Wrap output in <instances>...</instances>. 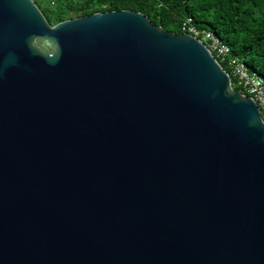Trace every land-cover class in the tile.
Masks as SVG:
<instances>
[{
	"label": "water",
	"instance_id": "1",
	"mask_svg": "<svg viewBox=\"0 0 264 264\" xmlns=\"http://www.w3.org/2000/svg\"><path fill=\"white\" fill-rule=\"evenodd\" d=\"M0 69V264H264V121L198 38L0 0Z\"/></svg>",
	"mask_w": 264,
	"mask_h": 264
},
{
	"label": "trees",
	"instance_id": "2",
	"mask_svg": "<svg viewBox=\"0 0 264 264\" xmlns=\"http://www.w3.org/2000/svg\"><path fill=\"white\" fill-rule=\"evenodd\" d=\"M49 25L97 11L129 9L174 33L187 17L211 31L264 83V0H33ZM221 66L228 70L226 65ZM235 89H240L233 86ZM264 116V114H262ZM264 121V117H262Z\"/></svg>",
	"mask_w": 264,
	"mask_h": 264
},
{
	"label": "built area",
	"instance_id": "3",
	"mask_svg": "<svg viewBox=\"0 0 264 264\" xmlns=\"http://www.w3.org/2000/svg\"><path fill=\"white\" fill-rule=\"evenodd\" d=\"M181 32H186L198 38L210 51L215 60L224 63L230 86H237L241 93L251 97L257 104L259 112L264 114V83L256 72L249 71L243 61L236 56L229 55V47L222 43L211 31L198 28L190 22L187 17L181 23ZM222 67V66H221ZM235 89V88H234Z\"/></svg>",
	"mask_w": 264,
	"mask_h": 264
},
{
	"label": "clouds",
	"instance_id": "4",
	"mask_svg": "<svg viewBox=\"0 0 264 264\" xmlns=\"http://www.w3.org/2000/svg\"><path fill=\"white\" fill-rule=\"evenodd\" d=\"M10 62H14V60L13 61H6V63H10ZM0 70H2V69H0Z\"/></svg>",
	"mask_w": 264,
	"mask_h": 264
},
{
	"label": "rangeland",
	"instance_id": "5",
	"mask_svg": "<svg viewBox=\"0 0 264 264\" xmlns=\"http://www.w3.org/2000/svg\"><path fill=\"white\" fill-rule=\"evenodd\" d=\"M261 117H264L263 115Z\"/></svg>",
	"mask_w": 264,
	"mask_h": 264
}]
</instances>
